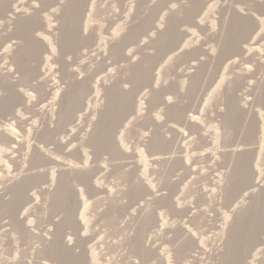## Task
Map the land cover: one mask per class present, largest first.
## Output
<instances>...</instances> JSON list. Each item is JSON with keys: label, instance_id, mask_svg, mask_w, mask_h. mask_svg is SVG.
Wrapping results in <instances>:
<instances>
[{"label": "rangeland", "instance_id": "rangeland-1", "mask_svg": "<svg viewBox=\"0 0 264 264\" xmlns=\"http://www.w3.org/2000/svg\"><path fill=\"white\" fill-rule=\"evenodd\" d=\"M0 264H264V0H0Z\"/></svg>", "mask_w": 264, "mask_h": 264}, {"label": "bare ground", "instance_id": "bare-ground-1", "mask_svg": "<svg viewBox=\"0 0 264 264\" xmlns=\"http://www.w3.org/2000/svg\"><path fill=\"white\" fill-rule=\"evenodd\" d=\"M141 32H143V31H140V33H141ZM140 35H142V34H140ZM72 38H73V37H72ZM64 41H65V40H64ZM66 41H67V39H66ZM73 42H75V41H73ZM66 100H67V99H66ZM70 102H71V101H70Z\"/></svg>", "mask_w": 264, "mask_h": 264}]
</instances>
